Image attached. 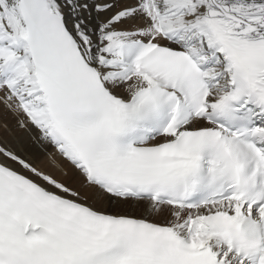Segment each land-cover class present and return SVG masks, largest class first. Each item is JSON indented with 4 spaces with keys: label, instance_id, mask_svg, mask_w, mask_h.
I'll use <instances>...</instances> for the list:
<instances>
[{
    "label": "snow or ice",
    "instance_id": "1",
    "mask_svg": "<svg viewBox=\"0 0 264 264\" xmlns=\"http://www.w3.org/2000/svg\"><path fill=\"white\" fill-rule=\"evenodd\" d=\"M0 264H264V0H0Z\"/></svg>",
    "mask_w": 264,
    "mask_h": 264
},
{
    "label": "rangeland",
    "instance_id": "2",
    "mask_svg": "<svg viewBox=\"0 0 264 264\" xmlns=\"http://www.w3.org/2000/svg\"><path fill=\"white\" fill-rule=\"evenodd\" d=\"M47 161L45 160V161H43V163H42V166H46L47 165Z\"/></svg>",
    "mask_w": 264,
    "mask_h": 264
},
{
    "label": "bare ground",
    "instance_id": "3",
    "mask_svg": "<svg viewBox=\"0 0 264 264\" xmlns=\"http://www.w3.org/2000/svg\"><path fill=\"white\" fill-rule=\"evenodd\" d=\"M20 135H24L23 133H21Z\"/></svg>",
    "mask_w": 264,
    "mask_h": 264
}]
</instances>
